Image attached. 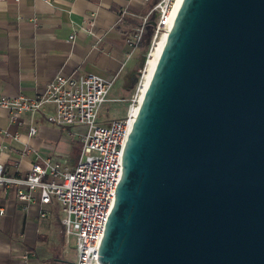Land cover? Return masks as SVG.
Instances as JSON below:
<instances>
[{
	"label": "water",
	"instance_id": "95a60500",
	"mask_svg": "<svg viewBox=\"0 0 264 264\" xmlns=\"http://www.w3.org/2000/svg\"><path fill=\"white\" fill-rule=\"evenodd\" d=\"M122 166L100 264H264V0L182 1Z\"/></svg>",
	"mask_w": 264,
	"mask_h": 264
},
{
	"label": "crops",
	"instance_id": "0c3cea01",
	"mask_svg": "<svg viewBox=\"0 0 264 264\" xmlns=\"http://www.w3.org/2000/svg\"><path fill=\"white\" fill-rule=\"evenodd\" d=\"M160 1H0V97H37L58 74L93 73L118 81L133 59L127 38L147 16L155 20L152 11ZM52 112L47 107L13 123L10 111L0 108V165L7 177H26L43 161L76 165L83 128L50 124ZM32 126L36 136L30 135ZM20 189L0 185V264H74L60 203L42 205L35 192L25 208L16 196Z\"/></svg>",
	"mask_w": 264,
	"mask_h": 264
},
{
	"label": "built area",
	"instance_id": "2783aa9c",
	"mask_svg": "<svg viewBox=\"0 0 264 264\" xmlns=\"http://www.w3.org/2000/svg\"><path fill=\"white\" fill-rule=\"evenodd\" d=\"M182 1L161 0L154 7L155 20L152 22L150 16L144 18L142 25L134 29L126 40L130 48L129 58L144 43L147 27L152 26L149 61L159 40L166 34L168 36L177 15L173 17V13ZM116 81L117 77L93 73L69 77L58 74L37 97H0V108L10 111L13 123H18L24 115L29 114L33 118L45 112L47 107H53V112L47 116L50 124L83 128L80 155L72 169L43 161L41 165H35L26 177L10 178L0 165V185L21 188L16 196L25 208L34 202L35 192L39 193L42 205H49L54 199L60 203L66 243L70 245L75 240L74 264H100L98 251L114 207L115 190L122 177L124 148L142 100L139 101L137 96L125 117L106 124L99 122V110L109 100ZM36 134L37 129L32 126L30 135Z\"/></svg>",
	"mask_w": 264,
	"mask_h": 264
},
{
	"label": "rangeland",
	"instance_id": "374dc122",
	"mask_svg": "<svg viewBox=\"0 0 264 264\" xmlns=\"http://www.w3.org/2000/svg\"><path fill=\"white\" fill-rule=\"evenodd\" d=\"M150 32L151 28L149 26L147 27L144 43L136 51L126 71L119 77L109 95V100L101 106L98 116L99 122L106 124L111 120L125 117L133 100L138 96L147 64L151 42ZM68 258L72 263H75L74 239L68 246Z\"/></svg>",
	"mask_w": 264,
	"mask_h": 264
},
{
	"label": "bare ground",
	"instance_id": "6f19581e",
	"mask_svg": "<svg viewBox=\"0 0 264 264\" xmlns=\"http://www.w3.org/2000/svg\"><path fill=\"white\" fill-rule=\"evenodd\" d=\"M178 7H179V4L177 5V7H176V9H175V11L173 13V17L178 12V9H179ZM170 27H171V24H170ZM166 39H167V34L164 35L159 40L157 45L152 50V56L149 59V61L147 62V64H146L145 72H144V75H143V80H142V83H141V88L139 89V94H138L139 101L143 98V96H144V94L146 92L147 86H148V84H149V82H150V80L152 78L154 69L156 67L158 58H159L160 53H161V51H162V49L164 47Z\"/></svg>",
	"mask_w": 264,
	"mask_h": 264
},
{
	"label": "trees",
	"instance_id": "16d2710c",
	"mask_svg": "<svg viewBox=\"0 0 264 264\" xmlns=\"http://www.w3.org/2000/svg\"><path fill=\"white\" fill-rule=\"evenodd\" d=\"M150 28H151V32H150V40H151V39H152V36H153V27L150 26Z\"/></svg>",
	"mask_w": 264,
	"mask_h": 264
}]
</instances>
